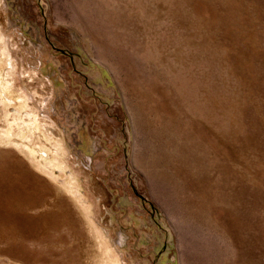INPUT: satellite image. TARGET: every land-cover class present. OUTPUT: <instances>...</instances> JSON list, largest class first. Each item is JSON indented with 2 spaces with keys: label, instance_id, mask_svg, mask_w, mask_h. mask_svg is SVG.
I'll return each mask as SVG.
<instances>
[{
  "label": "rangeland",
  "instance_id": "obj_1",
  "mask_svg": "<svg viewBox=\"0 0 264 264\" xmlns=\"http://www.w3.org/2000/svg\"><path fill=\"white\" fill-rule=\"evenodd\" d=\"M3 166L0 264H264V0H0Z\"/></svg>",
  "mask_w": 264,
  "mask_h": 264
},
{
  "label": "bare ground",
  "instance_id": "obj_2",
  "mask_svg": "<svg viewBox=\"0 0 264 264\" xmlns=\"http://www.w3.org/2000/svg\"><path fill=\"white\" fill-rule=\"evenodd\" d=\"M8 170L9 169L8 168L6 169L4 166L0 167V186H1L0 188L2 189V187H4L10 193L9 198H8L9 204L13 205L14 207H19V208L21 207V205L25 203L29 205H36V203L39 202L40 197L42 196L40 193H37L36 195H34V193L28 190L27 186L28 184H31L32 186L35 185V188H36V186L38 187V185L34 183L33 181H31L32 183H29L30 181L28 182V178L25 179V176L23 174L13 175ZM36 192H42V190H38ZM1 213L2 212L0 209V215ZM8 216L13 222L14 221L31 222L30 220L25 219V217L13 216L10 214Z\"/></svg>",
  "mask_w": 264,
  "mask_h": 264
}]
</instances>
